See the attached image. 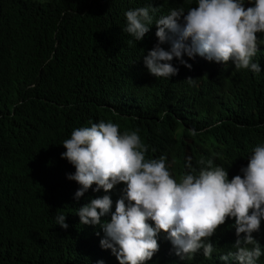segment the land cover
<instances>
[{"label": "trees", "instance_id": "1", "mask_svg": "<svg viewBox=\"0 0 264 264\" xmlns=\"http://www.w3.org/2000/svg\"><path fill=\"white\" fill-rule=\"evenodd\" d=\"M152 4L0 0V264H119L101 248L98 226L76 215L104 193L89 189L75 199L79 185L67 179L75 168L60 145L75 128L111 121L144 141L162 140L151 153H175L183 165L191 156L231 168L264 144L262 67L253 73L228 64L217 70L221 81L212 91L189 83L185 69L152 76L143 57L156 45L155 26L137 42L122 31L126 11ZM121 185L109 192L112 200ZM57 214L67 216L66 230ZM231 235L225 223L213 238L221 245ZM154 255L147 264H234L219 253L177 260L164 246Z\"/></svg>", "mask_w": 264, "mask_h": 264}, {"label": "clouds", "instance_id": "2", "mask_svg": "<svg viewBox=\"0 0 264 264\" xmlns=\"http://www.w3.org/2000/svg\"><path fill=\"white\" fill-rule=\"evenodd\" d=\"M165 1L172 3L163 8L159 0L156 7L153 0L126 11L122 29L137 42L155 26L156 45L143 57L152 76L171 78L185 69L189 83L212 91L221 81L217 70L228 64L253 73L264 70V0ZM157 11L161 16L153 23ZM190 133L197 135L195 129ZM154 142L101 120L75 128L60 144L66 150L61 158L75 168L67 175L79 185L75 199L89 189H103V196L76 213L82 225L98 226L101 248L111 250L119 264H147L162 246L177 260L219 253L234 264L261 262L264 144L226 168L200 157L191 162V156L183 165L175 153H151L162 140ZM117 185L122 192L112 200L108 194ZM66 217L55 216L65 230ZM225 223L232 235L219 245L213 237Z\"/></svg>", "mask_w": 264, "mask_h": 264}]
</instances>
